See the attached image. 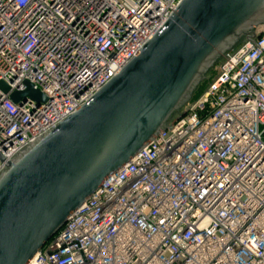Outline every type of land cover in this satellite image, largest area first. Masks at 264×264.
<instances>
[{"label":"built area","instance_id":"1","mask_svg":"<svg viewBox=\"0 0 264 264\" xmlns=\"http://www.w3.org/2000/svg\"><path fill=\"white\" fill-rule=\"evenodd\" d=\"M183 0H0V174L70 118ZM27 83L45 102L11 95ZM27 264H264V31Z\"/></svg>","mask_w":264,"mask_h":264},{"label":"water","instance_id":"2","mask_svg":"<svg viewBox=\"0 0 264 264\" xmlns=\"http://www.w3.org/2000/svg\"><path fill=\"white\" fill-rule=\"evenodd\" d=\"M264 0H183L139 56L0 174V264H27L71 214L171 121L205 75L253 41ZM241 41L238 46L236 42ZM3 93L10 88L0 83ZM46 97L27 83L14 103Z\"/></svg>","mask_w":264,"mask_h":264},{"label":"rangeland","instance_id":"3","mask_svg":"<svg viewBox=\"0 0 264 264\" xmlns=\"http://www.w3.org/2000/svg\"><path fill=\"white\" fill-rule=\"evenodd\" d=\"M262 31H264V25L259 26L258 29H257V32H262ZM241 41H242V40L236 42L235 46H236V45L238 46V44H240ZM220 64H221V60H220V59L217 60V61L215 62V64L211 67V69H210V70L207 72V74L205 75V79H204V81H202V82L199 84V86L197 87V89L195 90L194 95L192 96L190 102H189L188 104H186V105L182 108V110H185V109L187 108V106H188V105H189L194 99H196V98H197V97H198V96L204 91V89L206 88L208 82H209L210 80H212V79L218 74Z\"/></svg>","mask_w":264,"mask_h":264}]
</instances>
